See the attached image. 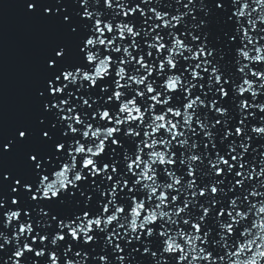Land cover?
<instances>
[{
	"label": "snow or ice",
	"instance_id": "obj_1",
	"mask_svg": "<svg viewBox=\"0 0 264 264\" xmlns=\"http://www.w3.org/2000/svg\"><path fill=\"white\" fill-rule=\"evenodd\" d=\"M57 33L0 113V264H264V0H16Z\"/></svg>",
	"mask_w": 264,
	"mask_h": 264
},
{
	"label": "water",
	"instance_id": "obj_2",
	"mask_svg": "<svg viewBox=\"0 0 264 264\" xmlns=\"http://www.w3.org/2000/svg\"><path fill=\"white\" fill-rule=\"evenodd\" d=\"M54 31L26 24L16 0H0V113L9 125L27 110L28 94L39 78V65Z\"/></svg>",
	"mask_w": 264,
	"mask_h": 264
}]
</instances>
